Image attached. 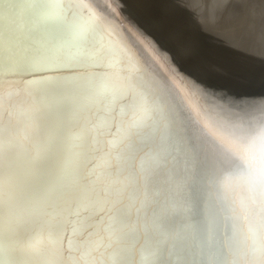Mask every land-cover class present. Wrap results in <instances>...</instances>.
<instances>
[{
  "label": "snow or ice",
  "instance_id": "obj_1",
  "mask_svg": "<svg viewBox=\"0 0 264 264\" xmlns=\"http://www.w3.org/2000/svg\"><path fill=\"white\" fill-rule=\"evenodd\" d=\"M40 6L66 25L89 27L80 0ZM84 53L93 67L77 66L76 52L28 57L29 64L59 73L56 79L28 73L39 85L15 73L0 76V264L181 261L169 199V140L139 110L143 85L130 80L127 56L91 40ZM260 111L258 125L247 114L242 118L247 127L240 143L226 150L233 171L249 184L244 201L230 179L211 184L213 205L230 216L219 244L209 241L198 250L203 264H264V107ZM49 160L57 179L40 209L44 226H29L21 216L17 169L27 167L33 185L43 189Z\"/></svg>",
  "mask_w": 264,
  "mask_h": 264
},
{
  "label": "bare ground",
  "instance_id": "obj_2",
  "mask_svg": "<svg viewBox=\"0 0 264 264\" xmlns=\"http://www.w3.org/2000/svg\"><path fill=\"white\" fill-rule=\"evenodd\" d=\"M46 2L0 0V76L15 73L32 85L41 81L27 76L30 72L56 79L55 66H33L27 58L59 51L79 53L77 66L91 68L96 62L84 53L90 40L123 52L130 80L143 85L139 110L169 140V199L183 251L181 261L173 256L154 264H203L198 250L209 241L219 244L230 216L229 210L218 211L224 206L213 205L212 182L230 179L241 201L248 192L247 180L233 171L226 150L238 147L246 114L260 123L264 37L258 32L264 0H80L89 17L87 28L64 24L40 6ZM246 37L255 39L246 45ZM240 47L243 51L234 52ZM238 68L239 73H229ZM44 174L49 187L37 189L30 170L17 169L22 219L38 228L44 226L45 196L57 179L53 161L45 164Z\"/></svg>",
  "mask_w": 264,
  "mask_h": 264
},
{
  "label": "rangeland",
  "instance_id": "obj_3",
  "mask_svg": "<svg viewBox=\"0 0 264 264\" xmlns=\"http://www.w3.org/2000/svg\"><path fill=\"white\" fill-rule=\"evenodd\" d=\"M160 1L162 2L163 0H160ZM162 3H163V2H162ZM199 4H202V2H200ZM198 8H199V9H202L200 6H198ZM185 34H186L187 36H189L190 32L187 31ZM258 35H263L262 38L264 37V23H263L262 29L260 30V32H258ZM258 37H259V36H258ZM253 39H255V38H253ZM253 39H249L248 37H246V40H247L246 45L250 44V42L253 41ZM195 43H196V42H195ZM246 45L244 46L245 48H247ZM263 48H264V43H263V45H262V49H263ZM241 51H243V48H242V47H240V48H236L234 52H241ZM205 52H206V51H205ZM238 54H240V53H238ZM204 66H205V65H204ZM239 69H240V68L235 69V70H232V71H230L229 73H230V74H237V73H239ZM208 70H209V69H208ZM210 71H211V70H210Z\"/></svg>",
  "mask_w": 264,
  "mask_h": 264
}]
</instances>
